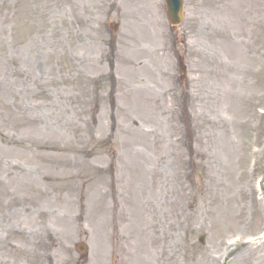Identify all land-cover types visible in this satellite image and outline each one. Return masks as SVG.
Segmentation results:
<instances>
[{
  "label": "rangeland",
  "instance_id": "374dc122",
  "mask_svg": "<svg viewBox=\"0 0 264 264\" xmlns=\"http://www.w3.org/2000/svg\"><path fill=\"white\" fill-rule=\"evenodd\" d=\"M184 3L172 29L163 0H0V264H232L230 243L259 244L264 0Z\"/></svg>",
  "mask_w": 264,
  "mask_h": 264
},
{
  "label": "bare ground",
  "instance_id": "6f19581e",
  "mask_svg": "<svg viewBox=\"0 0 264 264\" xmlns=\"http://www.w3.org/2000/svg\"><path fill=\"white\" fill-rule=\"evenodd\" d=\"M264 213V211H262ZM258 245L257 247L255 246ZM260 245H264V240L260 241L259 244L255 242H243L240 243L239 240L236 242V245H234V248H230L233 245L229 244L225 247V252H227L229 255H231V261L232 264H264V255L262 254L263 248ZM239 247H244L243 249L239 250ZM239 250V252L236 254L235 251ZM247 252H243L246 251ZM209 258L211 260L212 264H216V260L212 255H209Z\"/></svg>",
  "mask_w": 264,
  "mask_h": 264
},
{
  "label": "water",
  "instance_id": "95a60500",
  "mask_svg": "<svg viewBox=\"0 0 264 264\" xmlns=\"http://www.w3.org/2000/svg\"><path fill=\"white\" fill-rule=\"evenodd\" d=\"M170 15L172 20L176 23H179L182 19L181 9L182 3L181 0H169Z\"/></svg>",
  "mask_w": 264,
  "mask_h": 264
}]
</instances>
